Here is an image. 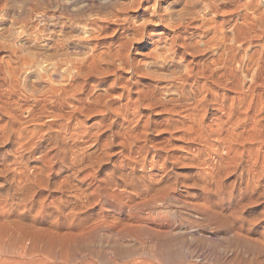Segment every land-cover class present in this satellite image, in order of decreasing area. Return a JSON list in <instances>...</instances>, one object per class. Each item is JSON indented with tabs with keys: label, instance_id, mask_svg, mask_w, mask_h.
<instances>
[{
	"label": "rangeland",
	"instance_id": "374dc122",
	"mask_svg": "<svg viewBox=\"0 0 264 264\" xmlns=\"http://www.w3.org/2000/svg\"><path fill=\"white\" fill-rule=\"evenodd\" d=\"M261 173L264 0H0L3 243L134 223L224 257L231 213H264Z\"/></svg>",
	"mask_w": 264,
	"mask_h": 264
},
{
	"label": "bare ground",
	"instance_id": "6f19581e",
	"mask_svg": "<svg viewBox=\"0 0 264 264\" xmlns=\"http://www.w3.org/2000/svg\"><path fill=\"white\" fill-rule=\"evenodd\" d=\"M233 132H231V134L229 132L230 135H228V136L224 135L226 137V138L224 137L226 139V141H227V139H228V141H234V140L237 141V139H239L240 134L239 133L235 134ZM220 134L222 135V133H220ZM219 137L221 138L220 135H219ZM219 137H218V139H220ZM223 142H225V141H223ZM234 142H232V143H234ZM232 143L230 145H232ZM230 150H232V149H230ZM232 159H234V158H232ZM220 162H222V161H220ZM231 165L232 164H230V166ZM218 169H222V166H221V168H218ZM217 172H218V170H217ZM221 172H223V171H221ZM225 173H226V171H225ZM227 173H229V172H227ZM247 174H251V173L249 172ZM250 179L252 180L253 184H255V185H253L254 190H258V194L262 195L263 192L261 191L259 186L262 182H264V175L261 173L260 175L255 176L254 181L252 178H250ZM158 182H159V180H158ZM217 182H219V181L217 180ZM154 183H155V181L152 184H154ZM249 183H251V182H249ZM148 184L150 185V183H148ZM144 187H146V186H144ZM156 187H158V186H156ZM159 187L161 189L163 187V185H162V187H161V185ZM168 187L169 186H167L166 188L168 189ZM163 189H164V187L161 189L162 192L164 191ZM173 189H175V188H173ZM156 191L158 192L159 188L155 189V193H156ZM145 192H147V189ZM149 193H151V191H149ZM154 194H152V196L149 197L148 202H147V200L145 202V199H144V201H142V202H145V203L141 202V204H145V206L147 208L148 207L153 208L156 204H159L158 202L163 203L167 199L166 196L161 197L163 195L161 193H160L161 196L160 195L157 196V194L155 196ZM146 203H147V205H146ZM137 206L135 204V208L136 207L141 208L144 205H140V203L139 204L137 203ZM146 207H144L143 209H145ZM149 211H151V210H149ZM214 214H216V215L218 214V217H219V215L224 216V214H226V213H224V214L214 213ZM231 214L232 215H231V219L229 220V223H231V232L232 233L230 234V237L229 236L228 237L232 243L229 246H225V248L223 249L224 253L222 255H224V254L226 255L224 257L223 256L220 257V255H219L220 253L217 254V251L213 250V251H210V253H209L203 249L204 247L201 249L199 246H192L191 243L188 244L187 241L184 239L186 237H184V236L173 237L172 235L170 236L168 230L163 231V229H162V231H161L160 229L158 230V227H157V231L155 229V231L153 230L152 232H150L153 235L154 241H151L152 243H148L143 238L144 234L142 232H145L146 230L144 229V227L142 225H138L137 223H136L137 225H134V223H133V224H131V225H134V228H133V226H131L130 224L127 223L124 225L126 227L121 226L122 229H120L118 227L120 229V231L118 230V232H117V230H116V232H117L116 235L120 236L119 239L116 241H113L112 244H109V245L104 244L105 246L104 245L96 246V245L91 244L89 241H87L85 239L86 238L85 233L87 234V232H85V233L83 232L84 233L83 234L82 232H79L80 231L79 230L78 231L79 234H78V232H75V236H77L76 233L78 234L77 237H79V235L82 234V235H84L85 241H84V239H82V237H80L79 240L76 241L77 240V237H76L75 238L76 240L73 239L74 241L77 242L76 247H73V248L71 247L70 251L65 250L62 247L58 249L56 247H50V246L46 245L47 242L45 243L41 238L34 237V235H37V234H34V235L26 234L21 239H15L14 242L3 243L2 241H0L3 243V244L1 243L2 245H0V264H264V225H262V226L258 225V221H259L258 219L260 218V220H261L264 216V213H260L262 215H260L259 218H258V216L255 217L254 213H252V215H254V217H255V220H256L255 222H253V219L247 221V219L249 217L248 218L246 217L247 219H245V217H243L242 213H231ZM222 216L220 217V219L222 218ZM226 216H227V214H226ZM261 216H262V218H261ZM137 217H140V216L138 215ZM136 221H137V219H136ZM222 222H223V220H222ZM147 223H149V222H147ZM227 223H228V219H227ZM263 223H264V221L262 222V224ZM97 225L94 224L93 226L95 227ZM127 225L128 226L130 225L131 228L127 227ZM257 225L261 226L260 228H262V230L259 229V231H257L255 229L256 228L255 226H257ZM101 226H104V224L102 225V223H101ZM89 227H91V226H89ZM97 228H98V226H97ZM150 229H154V228L152 227ZM254 230H256V231H254ZM98 231H99V229H94L92 231L89 230L88 232H90L91 236L92 235L95 236ZM44 233H46V232H44ZM41 234H42V232H41ZM226 234H228V233L226 232ZM82 235H80V236H82ZM256 236H258V237H256ZM69 237L71 238V236H69ZM129 237H131L134 240V242H132L131 244L130 243H128V244L122 243V241H120V240L129 238ZM228 237H226V238H228ZM67 240L69 241L70 239L67 238ZM184 241L187 245H184ZM49 242H51V241H49ZM72 243H74V242H72ZM208 248H207V250H208Z\"/></svg>",
	"mask_w": 264,
	"mask_h": 264
}]
</instances>
